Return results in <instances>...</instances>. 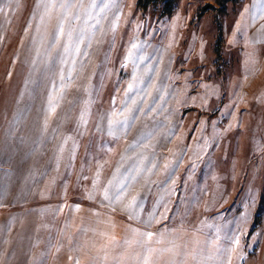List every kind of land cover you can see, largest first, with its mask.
Here are the masks:
<instances>
[{
    "label": "rangeland",
    "instance_id": "374dc122",
    "mask_svg": "<svg viewBox=\"0 0 264 264\" xmlns=\"http://www.w3.org/2000/svg\"><path fill=\"white\" fill-rule=\"evenodd\" d=\"M138 2L0 0V264H264V0Z\"/></svg>",
    "mask_w": 264,
    "mask_h": 264
},
{
    "label": "snow or ice",
    "instance_id": "6c2138e0",
    "mask_svg": "<svg viewBox=\"0 0 264 264\" xmlns=\"http://www.w3.org/2000/svg\"><path fill=\"white\" fill-rule=\"evenodd\" d=\"M75 6V0H71V2H68V3H65L64 0H61V3L59 5L55 4V3H50L47 7L49 8H55V7H59L60 9H64L65 10V15L71 10L72 7ZM81 7L83 6L82 4L80 5ZM63 19V17H62ZM80 19V15H79V11H77L74 15H73V21H77ZM60 34H63V26L61 24V27H60ZM69 40L71 41V32L69 33ZM79 43H82V40L79 41L77 43V46H76V52L78 53L79 52ZM133 47H135V45H133ZM65 51H67V49H65ZM133 89V85L132 84H129L128 85V90L131 91ZM133 103H135V101H133ZM125 111H127V108H125ZM121 115H123V113H121ZM127 120H128V117H125L123 121H118L117 123L120 124V125H125L127 123ZM109 127L111 129L112 127V119L110 118L109 119ZM111 184V181H109V185ZM124 185H121V189H123ZM122 194V193H120ZM117 195V199H119V195ZM103 197L105 200H108L109 199V192H108V188L106 187L104 190H103ZM135 198H133V200L129 203L128 207L129 208H132L135 206ZM142 236H144L146 238V240H150L152 237H153V233L152 232H145V233H141ZM235 243H239L238 240L235 241ZM146 248H147V251L148 252H151L153 251V249H151V247H148L146 245ZM144 264H148V261L145 260Z\"/></svg>",
    "mask_w": 264,
    "mask_h": 264
},
{
    "label": "trees",
    "instance_id": "16d2710c",
    "mask_svg": "<svg viewBox=\"0 0 264 264\" xmlns=\"http://www.w3.org/2000/svg\"><path fill=\"white\" fill-rule=\"evenodd\" d=\"M230 1V0H226ZM233 1H240V0H233ZM177 0H139L138 4L141 6L142 9L147 10L148 8L152 6H157V5H164V9L162 10V14H170L174 10V6Z\"/></svg>",
    "mask_w": 264,
    "mask_h": 264
},
{
    "label": "crops",
    "instance_id": "0c3cea01",
    "mask_svg": "<svg viewBox=\"0 0 264 264\" xmlns=\"http://www.w3.org/2000/svg\"><path fill=\"white\" fill-rule=\"evenodd\" d=\"M264 35V34H263ZM216 237V239H218V242L220 243L221 242V238H219V237H217V236H215ZM221 239V240H220ZM223 241V240H222ZM221 243H225V244H227V242H221ZM216 244V243H215Z\"/></svg>",
    "mask_w": 264,
    "mask_h": 264
}]
</instances>
